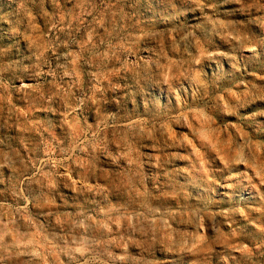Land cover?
Returning <instances> with one entry per match:
<instances>
[{"label": "clouds", "instance_id": "1", "mask_svg": "<svg viewBox=\"0 0 264 264\" xmlns=\"http://www.w3.org/2000/svg\"><path fill=\"white\" fill-rule=\"evenodd\" d=\"M17 3L0 0V137L7 138L3 130L12 127L8 121L18 112L31 124L30 113L38 105H48L55 114L58 109L50 105L59 101L76 117L75 143L73 149L60 148L61 158L55 161L49 156L52 148L45 153L51 168L41 172L46 181L41 188L47 192L32 194L31 184H40L33 177L13 186L14 195L24 201L15 211L36 232L10 227L15 220L5 223V213L0 212V264H49V257L55 264H140L137 251L172 254V264L192 258L196 264H207L213 246L221 240L231 249L222 256L224 264L236 260L232 253L240 254L245 264H264L261 246L230 242L241 235L243 226L233 228L230 220L227 236L218 223L205 227V218L228 215L212 212L211 204L225 199L243 204L244 192L259 191L264 185V162L257 163L261 159L257 149L264 150V144L243 132V121L229 119H239L251 100L264 99V84L239 80L236 90L217 88L218 82L235 77L261 58L264 3L77 0L73 8H64L60 0H50L51 11L46 7L49 0H19V9ZM209 67L214 69L211 80L205 71ZM257 78L264 81V76ZM13 91L22 94L26 109L18 110L11 103ZM217 91L225 92L223 101L213 97ZM194 111L217 128L219 120L226 121L220 152L211 155L202 141L204 151L197 149L196 160L191 154L183 157L192 161L190 168L170 164L167 155L141 159L145 153L131 142L133 137L156 140L159 133L165 146L171 140L183 147L185 139L175 134L173 126L191 123ZM139 113H152L155 118L151 122L131 118ZM93 115L98 118L95 125L90 120ZM229 126L241 131L239 141L228 134ZM21 130L31 128L21 126ZM108 130H121L119 139L113 140ZM192 131L198 134L199 130L193 126ZM5 138H0V176L5 170L14 177L23 175L29 167L26 159L31 157L22 156ZM113 143L116 150L110 147ZM152 147L158 149L156 144ZM25 148L34 151L28 144ZM59 182L68 190L61 191L62 199L80 201L86 207L74 215L42 213L45 218L55 215L56 224L62 229L67 226L70 234L77 232L69 237L53 232L49 238L36 218L41 213L34 216L29 205L35 209L55 205L52 192L59 190ZM25 183L28 187L22 188ZM169 197L183 199L186 210L168 211ZM231 212L248 219L242 207ZM169 221L191 225L193 231L173 228ZM38 236H43V242L38 243Z\"/></svg>", "mask_w": 264, "mask_h": 264}, {"label": "rangeland", "instance_id": "2", "mask_svg": "<svg viewBox=\"0 0 264 264\" xmlns=\"http://www.w3.org/2000/svg\"><path fill=\"white\" fill-rule=\"evenodd\" d=\"M60 2L64 8H73L76 5L77 0H60ZM261 2L264 3V0H261ZM16 7L17 9L20 7L19 0ZM46 7L49 11L52 10L50 0ZM76 10L80 11L79 8ZM40 23L41 28L46 30L44 29L42 20ZM73 50H75V46H73ZM60 51H66V49H60ZM44 71H48L47 66H44ZM205 71L207 72L209 80L214 78L213 68H206ZM252 73H256V75L253 76ZM259 76H264V52H262L261 58L259 60H253L251 63H249L246 66V70H242L241 72L237 73L235 77L218 82L217 88L224 90L231 88L232 90H236L235 85L239 80H244L245 82L251 81L256 85L264 84V81H261L257 78ZM5 78H7V74H5ZM48 79H51V76H49ZM25 82L35 83V81L32 80H26ZM15 84L18 88L19 82H15ZM243 87L244 85L241 84L240 88L243 89ZM21 95L22 94L19 92H11V103L15 105L16 109L18 110H24L27 107L25 100L20 98ZM216 96H219L223 101L225 92H214L213 97ZM189 102H191V97H189ZM50 107L53 109H58V111L53 114L52 111L48 110V105H38L36 110L30 113L32 121L31 124H28V121L25 120L22 112H18L16 116H13L8 121L12 127L10 129L3 130L7 138L0 137L5 138V143L10 144L12 148L17 149L22 156L26 158L31 157V159H26V163L29 165V167L26 171H24L23 175L17 174V176L14 177L9 170H5L4 174L0 176V205L6 206L0 209V212L5 213L3 217L5 223H7L9 219H14L15 224L10 225V227H18L21 232L33 233L36 232V227L28 224L23 216L15 211L17 207L23 205L24 201L14 195L13 186L18 180H24L26 177H33L34 180H39L40 184L35 182L31 184L32 194L36 195L38 194V191L41 190L47 192L46 188H41L42 184H46L41 172H47L51 168V164L46 162L45 153L48 152L49 148H52L53 151L49 153V156L51 157V160L55 161L56 159L61 158L60 148H74L75 142L73 140L72 131L76 117H74L69 112L67 107L59 101H53ZM260 113H264V99H254L250 101L246 110H242V115L239 117V119L235 117L229 119L234 123L243 121L241 124L243 132L248 133L251 139L264 144V115H260ZM76 115L80 116L79 110ZM131 118L134 120L141 119L151 122L155 117L152 113H139L133 114ZM97 119L98 118L95 115L90 118L93 125H95ZM190 120L191 123L185 122L183 125L173 126V131L175 134L177 136H183L185 139V144L183 147L176 146L171 140H169L167 142V146H165L164 138H161L159 133L156 134V140L133 137L131 142L135 144L142 153H145V156L141 157V159H146L148 156L161 155L163 157L167 155L170 164L178 163L183 167L190 168L192 161L184 160V156L191 154L192 160H196L199 155L197 149H199L201 152L204 151L201 143L202 141L207 143L209 153L215 156L224 147L220 143V138H226V134L221 131V129L224 128L226 121L219 120V128H217L216 126L210 125L207 118L202 113L195 111L193 112ZM121 123L126 124L128 121L122 120ZM21 126L30 127L31 130L22 131ZM193 126L199 130L198 134L193 133ZM45 129L47 130L45 131ZM120 131L121 130H116L114 132L113 130H108V134L113 140H118ZM228 134L234 136L237 141L240 140L241 131L236 127L229 126ZM25 144H28L34 149V151H28L25 148ZM153 144L158 145V149L153 148ZM57 145H59V147H57ZM142 145H148V147H143ZM110 147L113 150H116V143L111 144ZM257 154L261 157L257 163L264 162V150L257 149ZM102 159L107 160V157H102ZM60 171H63V169H60ZM153 171L155 172L162 170L153 169ZM251 174L257 176L258 172H251ZM160 179L163 180L164 177L161 176ZM99 182L103 183V180H100ZM221 182L224 181L221 180ZM254 183L258 184V181H255ZM149 186L151 187V184ZM21 187L27 188L28 184L25 183L21 185ZM58 189L59 190H54L52 192V198H54L56 201L55 205L45 207L43 209H35L32 207V205H29V211L34 216L37 213H41V215L37 216L36 218L40 221V223L45 225L47 231L44 233V235H49V238H51L50 234L53 232L58 236L63 235L65 237L76 235L77 232L74 230L70 234L67 226L62 229L60 225L56 224L55 215L45 218L42 213H46L51 210L55 214L74 215L77 211H80L82 208L86 207L80 201L71 199L64 200L61 198V191H68L64 188L63 182H59ZM221 191H223V189H221ZM25 194L27 195V193ZM243 195L245 197V202L243 204L239 203L238 200L233 202L227 199H225L222 203L211 204L209 207L212 212L225 213L228 215H218L215 217V219L205 218V227L206 229L214 228L218 223L221 232L227 236L231 232V229L228 226L229 221H234V223H232L233 228H236L238 225L243 227L239 229L241 231V235L230 242L245 243L248 244L249 247L253 248L256 246H261V250L264 251V185L259 186V191H256L254 188H250L248 191L244 192ZM168 201V211L182 212L186 210L183 206V199H172L169 197ZM190 202L192 201L190 200ZM235 207H242L247 213L248 219L244 220V218L240 217L239 214L232 213L231 210ZM256 209H261V211H256ZM87 210L90 212L92 211V209ZM169 223L173 228H179L182 231H193L191 225H177L175 221H169ZM212 235H215V233H212ZM37 240L38 243L43 242V236H38ZM229 252H231V249L226 248L224 240H221L213 246V252L208 256L207 264H224L222 256ZM136 255L140 261V264H172V260L169 258L172 254L153 253L151 251H137ZM232 255L236 257V260H230L229 264H237V261H239V264H245V261L240 256V254L232 253ZM61 258L66 259L65 257ZM37 264H43V262L39 261ZM49 264H55L51 257H49ZM185 264H196L195 258L186 261Z\"/></svg>", "mask_w": 264, "mask_h": 264}]
</instances>
